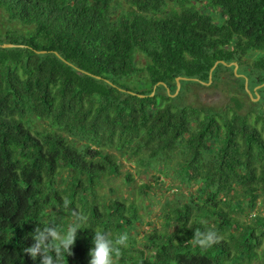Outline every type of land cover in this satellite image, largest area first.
Wrapping results in <instances>:
<instances>
[{
    "label": "trees",
    "instance_id": "obj_1",
    "mask_svg": "<svg viewBox=\"0 0 264 264\" xmlns=\"http://www.w3.org/2000/svg\"><path fill=\"white\" fill-rule=\"evenodd\" d=\"M117 1L0 0V264H40L23 252L30 234L81 212L112 236L127 233L115 264H264V86L245 114L177 106L171 95L178 76L198 79L181 80L180 95L223 60L238 71L219 62L211 82L230 70L256 96L264 0H205L218 20L200 0H125L120 11ZM119 156L152 172L140 201L100 192L122 176ZM165 179L152 212L150 188ZM205 226L219 242L201 249L193 234ZM92 236L79 229L57 264H88Z\"/></svg>",
    "mask_w": 264,
    "mask_h": 264
},
{
    "label": "rangeland",
    "instance_id": "obj_2",
    "mask_svg": "<svg viewBox=\"0 0 264 264\" xmlns=\"http://www.w3.org/2000/svg\"><path fill=\"white\" fill-rule=\"evenodd\" d=\"M118 4H120L119 7H117V10H127L129 7L126 4L125 0H119L117 1ZM198 8H204L205 11L210 12L216 20L220 17L219 11L216 8H212L207 4L205 0H200L193 2ZM169 7H174L172 4L169 5ZM257 52H254L253 55H249L247 57V62H252L255 56H257ZM138 65L142 66L144 63V59L142 56H138ZM239 69V66L237 65V71ZM236 71V72H237ZM236 74V73H235ZM238 75H243L242 73H239ZM248 82V80H247ZM122 83H125V79L122 80ZM128 85L131 89H139L143 84L141 81H127ZM263 84V83H262ZM260 85V87L255 86L254 91L259 94L258 100L254 101H260L261 96L258 92V89L263 87L264 85ZM180 89V86H179ZM250 90V89H249ZM251 92V91H250ZM252 96L253 93L251 92ZM249 94L246 95L241 90L239 83L235 81L234 77L231 75L230 70L224 71L220 74L219 79L215 82L212 81L210 84H202V85H196V84H182V93L179 95V90L173 97L175 98L173 102L177 106H190V107H202V106H211L214 107L216 110H222V111H228L232 112L233 110H237L238 112L245 114L249 110H252L254 106L249 101L248 98ZM177 97V98H176ZM234 99H237L241 107L238 109L236 101ZM254 115L251 114V120L253 121ZM119 167L120 171L122 172V176L126 172L131 173V177L133 178L131 181V184H127L122 176H115L114 178H111L109 180H102V185L100 186V192H103L105 194H109L110 196H116L121 195L123 197H126L127 200L134 199L136 202L140 201V197L142 195H139L137 191V187L144 183L149 182L152 184H155V182L152 180V172L145 173H139L137 171L136 165L129 159H127L125 156L121 157L119 156ZM166 180V179H165ZM168 181H165L164 186L155 187L153 186L150 188V196L149 202L151 204L152 212H157L160 208V202L158 201L160 193H163V190H165V186H168ZM176 187L173 186V188L169 189L168 191L164 192L167 196H172L174 193L173 190H175ZM131 191H134L133 193ZM158 198V199H157ZM142 213L144 214V219L147 218L146 209H141ZM151 212V213H152ZM151 218V215L150 217Z\"/></svg>",
    "mask_w": 264,
    "mask_h": 264
},
{
    "label": "clouds",
    "instance_id": "obj_3",
    "mask_svg": "<svg viewBox=\"0 0 264 264\" xmlns=\"http://www.w3.org/2000/svg\"><path fill=\"white\" fill-rule=\"evenodd\" d=\"M64 205L67 207L69 201L64 200ZM185 226L191 228L193 224L189 222ZM87 228H91L93 232L88 264H115V258L120 256L121 249L128 240L127 233L112 236L107 230L90 224L87 215L83 212L75 214L71 223L63 228L55 226L52 222L45 227L37 226L30 234L32 244L25 247L23 252L34 261L39 257L40 264H57L63 255L71 254L78 230ZM218 242L214 229L207 226L203 231L195 229L192 240L195 247L208 249Z\"/></svg>",
    "mask_w": 264,
    "mask_h": 264
},
{
    "label": "water",
    "instance_id": "obj_4",
    "mask_svg": "<svg viewBox=\"0 0 264 264\" xmlns=\"http://www.w3.org/2000/svg\"><path fill=\"white\" fill-rule=\"evenodd\" d=\"M13 45H14V44L6 43V44H3L2 46H4V47H11V46H13ZM43 52H45V51L43 50ZM219 62L222 63V64H224V65H226V66H231V65L233 64V65H234V72L237 71V63H235V62H233V63H227V62H225V61H223V60H221V61H216V62L214 63V65L212 66L211 70H210V80H209L207 83H205V82H202V83H204V84H210V82H211V73L213 72V70L215 69V67L218 65ZM189 79H191V78L178 76V77L176 78V83H177L176 92L173 93V94H171V95H172V96L176 95V93H177L178 90H179V86H180V81H181V80H189ZM191 80L198 81V79H196V78H192ZM159 84H163V85H165L163 82H158L156 85H154V87H153V91L151 92V95L154 94V91H155L157 85H159ZM262 85H264V83H263ZM245 89L247 90L248 94L250 95V97H251L252 99L257 100V99L259 98V95H258V94H256V98H253V97H252V94H251V92H250V90H249V88H248V82H247V79L245 80ZM168 90H169V89H167V91H168ZM140 96H142V95H140Z\"/></svg>",
    "mask_w": 264,
    "mask_h": 264
},
{
    "label": "flooded vegetation",
    "instance_id": "obj_5",
    "mask_svg": "<svg viewBox=\"0 0 264 264\" xmlns=\"http://www.w3.org/2000/svg\"><path fill=\"white\" fill-rule=\"evenodd\" d=\"M260 85H261V84H260ZM260 85H257V87H258V86L260 87ZM254 93H255V95H256V94H258V93H257V92H255V91H254ZM258 95H259V94H258ZM253 98H256V96H255V97H253ZM253 100H254V99H253ZM257 100H258V99H257Z\"/></svg>",
    "mask_w": 264,
    "mask_h": 264
}]
</instances>
